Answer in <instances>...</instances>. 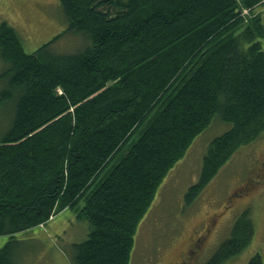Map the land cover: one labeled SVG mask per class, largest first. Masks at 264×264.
Returning a JSON list of instances; mask_svg holds the SVG:
<instances>
[{"label": "trees", "instance_id": "16d2710c", "mask_svg": "<svg viewBox=\"0 0 264 264\" xmlns=\"http://www.w3.org/2000/svg\"><path fill=\"white\" fill-rule=\"evenodd\" d=\"M59 1L67 27L33 52L0 24L10 61L0 107L12 116L0 132V235L10 237L0 264H19L18 233L82 198L90 230L71 244L73 264H131L138 224L195 136L216 115L231 125L210 142L188 203L264 130V0ZM66 36L73 50L56 47ZM254 228L240 213L203 264L240 253Z\"/></svg>", "mask_w": 264, "mask_h": 264}, {"label": "rangeland", "instance_id": "374dc122", "mask_svg": "<svg viewBox=\"0 0 264 264\" xmlns=\"http://www.w3.org/2000/svg\"><path fill=\"white\" fill-rule=\"evenodd\" d=\"M256 10L264 21V3ZM247 13L244 8L243 14ZM2 22L15 27L28 52L67 27L59 0H0ZM260 39L264 46V36ZM70 40L73 37L61 38L56 47L73 50ZM9 65L10 61L0 56V73ZM5 86L6 79H1L0 91ZM58 91L62 92V88L58 87ZM10 113V109L0 107V132L9 125ZM230 126L216 115L168 170L138 224L131 264H203L229 238L233 221L244 211L254 222L253 238L240 253L221 264H247L256 252L262 254L264 264V130L253 141L241 145L191 202L185 201L186 191L199 178L210 142ZM139 134L140 131L123 151ZM84 204L82 198L65 212L66 217L59 216L40 229L18 233L16 238H22L20 246L24 250L18 263L73 264L71 244L84 240L90 230L89 221L79 215ZM9 239L8 235H0V247Z\"/></svg>", "mask_w": 264, "mask_h": 264}, {"label": "crops", "instance_id": "0c3cea01", "mask_svg": "<svg viewBox=\"0 0 264 264\" xmlns=\"http://www.w3.org/2000/svg\"><path fill=\"white\" fill-rule=\"evenodd\" d=\"M68 209H70V207L62 208L61 211L59 213H57L56 216L53 219L50 218L48 221L55 220L59 216H65L66 217L65 212L68 211ZM48 221L46 223H48Z\"/></svg>", "mask_w": 264, "mask_h": 264}, {"label": "bare ground", "instance_id": "6f19581e", "mask_svg": "<svg viewBox=\"0 0 264 264\" xmlns=\"http://www.w3.org/2000/svg\"><path fill=\"white\" fill-rule=\"evenodd\" d=\"M52 217V216H51Z\"/></svg>", "mask_w": 264, "mask_h": 264}]
</instances>
